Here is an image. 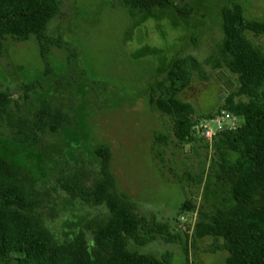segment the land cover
Wrapping results in <instances>:
<instances>
[{"label":"rangeland","instance_id":"1","mask_svg":"<svg viewBox=\"0 0 264 264\" xmlns=\"http://www.w3.org/2000/svg\"><path fill=\"white\" fill-rule=\"evenodd\" d=\"M174 1L191 9L190 16L175 11L132 14L123 0H65L46 33L60 37L69 50L50 46L47 73L34 38H8L0 51V91L20 105L27 119L46 103L61 108L71 124H62L57 133L42 132L35 145H28L0 120V156L44 191L40 217L62 236L91 217L103 216L105 209L70 197L57 177L84 170L86 183L92 184L100 168L95 148L106 145L120 196L138 215L165 226V233L179 235L174 240L156 235L142 248L156 257L152 264H161L159 257L166 251L171 264H226L224 250L209 248L212 237L191 240L200 213L210 215L233 205L214 177L211 142L180 143L172 121L150 103L149 93L174 59L191 55L203 64L207 78L194 75L178 96L192 103L197 114H213L224 103L225 82L234 78L205 65L223 36L221 9L238 3L246 18L261 20L264 0ZM248 37L264 50V35ZM71 52L75 55L69 58ZM154 133L166 135L168 141L154 146ZM229 157L233 161L237 156L230 152ZM188 200L193 209L184 206Z\"/></svg>","mask_w":264,"mask_h":264},{"label":"trees","instance_id":"2","mask_svg":"<svg viewBox=\"0 0 264 264\" xmlns=\"http://www.w3.org/2000/svg\"><path fill=\"white\" fill-rule=\"evenodd\" d=\"M65 0H0V51L11 38L27 41L34 38L46 73L50 46L68 47L60 37H51L46 28L61 13ZM131 10L175 11L189 17L191 9H182L174 0H123ZM222 39L205 65L219 75L234 76L225 82L227 95L215 112L229 110L240 118L236 130L222 131L210 140L216 162L214 177L231 195L233 205L210 215L199 214L191 240L212 237L209 248L227 253L226 264H264V50L257 48L248 33L264 35V19H248L242 6L235 3L221 9ZM75 54L71 52L69 58ZM196 75L206 79L203 64L186 55L173 60L167 73L150 88L149 101L172 121V130L180 143L205 138L195 127L200 118L192 103L179 98ZM32 86V85H31ZM0 120L14 129L20 142L35 145L42 132L57 133L71 119L61 108L41 103L35 117L27 119L19 104L0 91ZM200 132V131H199ZM168 141L154 133V146ZM208 147V141L205 143ZM100 159L98 178L86 183V172L76 170L57 177L59 186L72 198L103 205L105 214L91 217L62 236L49 230L40 217L45 193L31 177L14 168L0 156V264H152L156 257L142 248L156 235L174 240L179 235L165 233V226L138 215L131 203L120 196L110 167L108 146L95 148ZM236 154L232 161L229 153ZM161 154V153H160ZM193 209L194 203H184ZM187 237V235H186ZM187 252V245L184 246ZM161 264H171L166 251Z\"/></svg>","mask_w":264,"mask_h":264},{"label":"built area","instance_id":"3","mask_svg":"<svg viewBox=\"0 0 264 264\" xmlns=\"http://www.w3.org/2000/svg\"><path fill=\"white\" fill-rule=\"evenodd\" d=\"M240 126V118L229 110L222 109L214 112L210 117L204 118L196 129L200 131L206 140H212L222 131L236 130Z\"/></svg>","mask_w":264,"mask_h":264}]
</instances>
